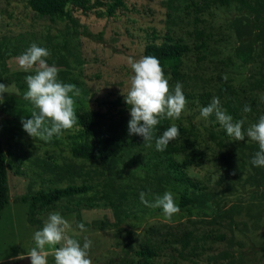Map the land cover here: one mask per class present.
Wrapping results in <instances>:
<instances>
[{
	"label": "rangeland",
	"instance_id": "374dc122",
	"mask_svg": "<svg viewBox=\"0 0 264 264\" xmlns=\"http://www.w3.org/2000/svg\"><path fill=\"white\" fill-rule=\"evenodd\" d=\"M126 1L130 10L115 17L78 10L74 20H60L39 15L28 0H0V83L9 92L0 94V137L12 161L10 201L0 217V264H14L35 246L38 226L29 221V203L17 196L83 183L91 186L88 193L62 199L37 217L44 225L58 212L72 226L67 235L81 246L90 239L91 264H122L124 256L136 264L135 251L146 244L157 250L158 264H264V167L251 164L259 146L247 136L233 141L214 114L198 119L206 92L220 99L234 122L243 120L245 131L264 115V0ZM150 32L192 47L184 60L186 79L178 81L192 97L179 119L156 127L158 137L179 126L180 137L165 151L155 149V139L147 147L143 137L129 136L127 104L103 103L125 101L122 91L134 74L129 61L143 57ZM32 43L49 50L47 63L60 69L61 82L80 90L79 121L50 142L34 140L21 123L34 110L24 99L25 77L34 72L19 69L16 58ZM165 78L174 90L177 81ZM104 135L112 139L105 161L73 156L74 144L96 145ZM186 177L201 187L186 185ZM141 191L151 202L171 192L180 212L168 222L161 208L140 201ZM78 211L85 232L76 228ZM45 250L48 264H55L54 248Z\"/></svg>",
	"mask_w": 264,
	"mask_h": 264
},
{
	"label": "clouds",
	"instance_id": "9594fccd",
	"mask_svg": "<svg viewBox=\"0 0 264 264\" xmlns=\"http://www.w3.org/2000/svg\"><path fill=\"white\" fill-rule=\"evenodd\" d=\"M49 56L48 49L32 43L16 58L19 69L34 72L25 77L27 91L24 99L31 102L34 110L30 119H21L23 130L34 140L44 142H50L54 136L58 137L64 131L73 129L79 121L75 111V97L79 96L80 90L75 84L63 83L58 79L60 69L55 64L47 63ZM129 64L134 74L130 77L128 91H122L130 111L128 134L143 137L147 147H152L155 139V149L165 151L170 141L180 137L179 126L172 124L158 137L155 136L156 127L162 120L179 119L185 111L188 100L182 91V84L177 82L174 90H170L160 61L155 56L145 55L140 59L130 60ZM5 92H8V86L0 83V94ZM70 93L73 95H69ZM3 99V95H0V102ZM243 111L250 112L251 106L245 105ZM213 114L233 141L244 140L247 136L258 144L259 150L253 156L251 164L264 167V115L245 131L244 121L234 122L233 117L222 109L218 97L212 98L207 106L201 108L198 119L207 120ZM149 194L141 191L140 201L148 207L161 208L168 222L180 212L171 192L166 191L162 196H156L154 202L146 199ZM71 228L69 222L58 212L48 214L42 229L35 231L33 235L35 246L26 253L31 264H48L49 253L45 250L46 246L54 248L55 264H91L89 250L92 241L85 239L81 246L78 240L67 235ZM76 228L80 232L87 231L84 223L77 224ZM56 245L60 247H54ZM18 258L25 257L21 255Z\"/></svg>",
	"mask_w": 264,
	"mask_h": 264
},
{
	"label": "trees",
	"instance_id": "16d2710c",
	"mask_svg": "<svg viewBox=\"0 0 264 264\" xmlns=\"http://www.w3.org/2000/svg\"><path fill=\"white\" fill-rule=\"evenodd\" d=\"M28 4L32 10L39 15L60 20H74L75 11L78 10L86 14L94 13L98 17H115L130 10L126 0H28ZM197 33L198 36H202V31H197ZM86 34L96 37L93 33L88 31ZM203 46L204 42L201 41L200 43H196L195 48L200 50ZM191 50L192 47L190 44L168 38L160 40L155 33L150 32L147 33L146 44L142 55L155 56L158 58L164 74L170 75L174 81L178 82L186 79L187 73L184 71V60ZM183 93L187 100L191 99L192 92L183 91ZM199 99L205 105H208L211 101L210 93H204ZM103 103L109 107L123 106L126 104L121 97L112 101L104 100ZM234 115L239 118V115L235 113ZM169 121L170 119L162 120L158 126L166 127L169 125ZM111 150L112 139L110 136L104 135L99 139L96 145L87 141L74 144L72 147V154L77 158L105 161L109 157ZM11 162V153L3 148L0 137V217L2 210L10 201L7 169L10 168ZM182 181L185 182L186 185L197 188L201 187L200 182L191 177L182 178ZM90 190L91 186L88 184H69L47 190L39 188L33 194L19 195L16 199L21 202L29 203V221L31 224L38 226L40 230L43 227V222L37 216L42 210L50 211L55 208L56 202L73 196L86 194ZM77 223H82L79 211L77 214ZM87 225L90 224L87 223ZM259 249L264 252V246H260ZM135 255L139 257L136 264H158L153 260L154 257L157 256V250H155L153 245L146 244L144 247L136 250ZM120 260L122 264H131L125 256L120 257Z\"/></svg>",
	"mask_w": 264,
	"mask_h": 264
},
{
	"label": "water",
	"instance_id": "95a60500",
	"mask_svg": "<svg viewBox=\"0 0 264 264\" xmlns=\"http://www.w3.org/2000/svg\"><path fill=\"white\" fill-rule=\"evenodd\" d=\"M25 258L24 259H18L14 262V264H31V260L29 257L24 256Z\"/></svg>",
	"mask_w": 264,
	"mask_h": 264
}]
</instances>
